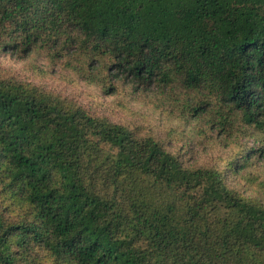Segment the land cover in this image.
Masks as SVG:
<instances>
[{
	"label": "trees",
	"instance_id": "16d2710c",
	"mask_svg": "<svg viewBox=\"0 0 264 264\" xmlns=\"http://www.w3.org/2000/svg\"><path fill=\"white\" fill-rule=\"evenodd\" d=\"M0 49L128 87L228 149L188 166L154 134L0 78V264H264V205L232 184H260L264 0H0Z\"/></svg>",
	"mask_w": 264,
	"mask_h": 264
},
{
	"label": "rangeland",
	"instance_id": "374dc122",
	"mask_svg": "<svg viewBox=\"0 0 264 264\" xmlns=\"http://www.w3.org/2000/svg\"><path fill=\"white\" fill-rule=\"evenodd\" d=\"M0 78H15L42 88L52 94L74 101L93 116L104 117L111 123L119 124L143 134H154L171 145L168 148L182 156L188 166H203L218 163L220 156L228 152L220 141L210 142L193 136L190 125L172 120L161 108H154L135 100L128 87L119 93H104L100 88L88 85L85 81L52 67L37 53L18 59L8 51L0 49ZM185 138L180 139L179 133ZM251 147V142H247ZM255 175L260 184H232L246 197L254 198L264 205V158L254 159L247 169ZM230 182V180L228 181Z\"/></svg>",
	"mask_w": 264,
	"mask_h": 264
}]
</instances>
